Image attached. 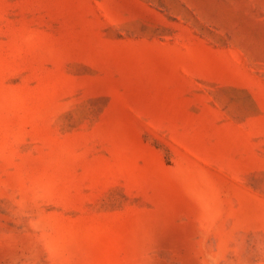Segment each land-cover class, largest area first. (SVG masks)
<instances>
[{
  "label": "rangeland",
  "instance_id": "1",
  "mask_svg": "<svg viewBox=\"0 0 264 264\" xmlns=\"http://www.w3.org/2000/svg\"><path fill=\"white\" fill-rule=\"evenodd\" d=\"M0 264H264V0H0Z\"/></svg>",
  "mask_w": 264,
  "mask_h": 264
}]
</instances>
